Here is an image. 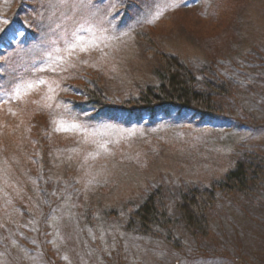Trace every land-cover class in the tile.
Here are the masks:
<instances>
[{
	"label": "rangeland",
	"instance_id": "rangeland-1",
	"mask_svg": "<svg viewBox=\"0 0 264 264\" xmlns=\"http://www.w3.org/2000/svg\"><path fill=\"white\" fill-rule=\"evenodd\" d=\"M19 5L0 0V33ZM32 5L37 10L21 19L38 33L35 42L22 45L20 32L0 47V264H264V186L247 199L220 192L209 240L194 239L177 209L186 191L210 188L241 159L259 164L250 153L264 157V0ZM89 28L99 47L68 56L73 32L88 40ZM154 47L182 58L202 93L230 83L212 120L163 114L145 123L93 122L64 101L67 84L85 71L116 102L159 84ZM28 82L33 89L13 96ZM157 186L179 250L126 231L132 210ZM22 242L39 253L28 254ZM44 244L54 249L50 262Z\"/></svg>",
	"mask_w": 264,
	"mask_h": 264
},
{
	"label": "trees",
	"instance_id": "trees-1",
	"mask_svg": "<svg viewBox=\"0 0 264 264\" xmlns=\"http://www.w3.org/2000/svg\"><path fill=\"white\" fill-rule=\"evenodd\" d=\"M37 8L33 7L32 0H20L19 10L12 15L11 27H6L0 33V42L9 40L12 32H20L19 28L24 25L22 14L27 20L31 12ZM30 32L31 36L37 37V33H33L36 31ZM31 38L25 42V45L31 44ZM154 50L161 65L158 73L159 84L148 85L137 97L116 102L106 94L98 76L93 72L85 71L80 78L74 80L77 78L75 76L73 81L67 84L68 93L63 97L64 101L72 105V109L80 116L88 117L93 122L145 123V118L150 121L157 115L163 114H190L200 120H212V116L219 109L216 106V99L231 94L230 83L219 82L212 87L211 94L202 93L197 88L194 73L182 58L163 49ZM260 65L264 66L263 62ZM250 154L253 159H260V163L241 159L223 180L214 182L210 188H192L181 194L177 209L185 230L194 239L211 238L210 213L218 202L220 192L226 196L241 194L247 199L254 191L264 186V157L259 153ZM162 188L163 186H159L150 192L142 205L132 210L126 231L134 237L144 239L163 238L168 245L179 250L182 244L171 235L172 219L168 207L164 205ZM48 194L50 199H55L52 193L48 192ZM54 203L52 202L51 205ZM46 245L41 246L47 249ZM22 246L28 254L39 253L38 246L25 242H22ZM44 251L46 259L50 262V254L55 255L54 249Z\"/></svg>",
	"mask_w": 264,
	"mask_h": 264
},
{
	"label": "snow or ice",
	"instance_id": "snow-or-ice-1",
	"mask_svg": "<svg viewBox=\"0 0 264 264\" xmlns=\"http://www.w3.org/2000/svg\"><path fill=\"white\" fill-rule=\"evenodd\" d=\"M158 16H159V13L157 14V18H158ZM86 31H89L92 34L91 39L85 40V38L83 36L79 35L76 32H73V34H72L73 38L67 43L66 49H65L68 56L73 55L76 52V50L88 51L91 48L99 47L97 40L100 38L97 37L96 34L94 32H92V30L90 28L86 29ZM60 59H63V58L61 57ZM34 86L35 85L32 82H28L26 85H22V86L18 85L15 89H13L12 94L16 98H19V97H21L22 94H27V91L33 89ZM61 126H62L63 130H65V131L69 130L68 127H64L63 125H61ZM77 127H79V126L74 124V123L71 125V128H77ZM100 147L103 148V147H105V145L101 144Z\"/></svg>",
	"mask_w": 264,
	"mask_h": 264
}]
</instances>
